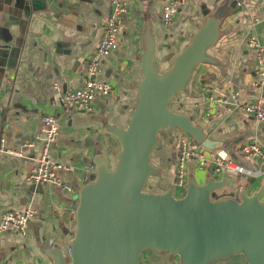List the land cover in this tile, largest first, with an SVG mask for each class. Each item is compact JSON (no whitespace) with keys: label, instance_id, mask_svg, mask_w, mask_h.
<instances>
[{"label":"crops","instance_id":"obj_1","mask_svg":"<svg viewBox=\"0 0 264 264\" xmlns=\"http://www.w3.org/2000/svg\"><path fill=\"white\" fill-rule=\"evenodd\" d=\"M126 1L128 12L119 33L120 47L101 60L98 75L110 82L111 92L97 96L92 110L81 111L64 109L54 84L62 91L81 86L84 60L103 33L101 25L110 11L109 1L0 0V216L27 208L36 211L28 217L24 234L12 228L0 231V264H52L46 254L48 247H68L77 191L92 175V158L102 153L111 163L113 153L119 149L118 140L107 127L126 126L137 98L135 83L142 78L139 56L147 30L155 40L157 68L163 70L169 65L166 58L190 41L203 21V12L220 14L219 38L210 53L221 63L196 65L180 94L179 106L210 139L221 143L219 148L208 151L209 157L225 150L234 163L250 169L258 166L256 160L241 154L240 145L255 141L264 147V120L257 121L238 109L211 104L208 97L233 90L243 102L264 99V87L253 84L257 78L256 51L246 41L253 35L264 58V0H237L241 4L234 6L233 0H186L166 23L161 15L163 0ZM22 19L26 24L21 25L23 40L17 47L13 41ZM45 115L57 119L58 135L50 145L49 157L63 165L58 173L71 185V192L52 183L27 179L42 146L39 140L32 147L27 144L33 141ZM180 133L174 131L178 136ZM159 145L152 163L161 171L153 191L173 186L176 145H168L165 140ZM202 169L197 168L194 159H189L187 182L194 179L197 184H204L208 177L199 180L196 176V171ZM213 178L221 179V173ZM240 183L236 177L233 185L213 194L215 198L237 195ZM263 183L264 177H259L248 184L247 194ZM181 194L174 195L181 197ZM49 239H53V245H49ZM147 252L141 253L142 264H179L177 257L168 253ZM210 264L247 262L242 255H233Z\"/></svg>","mask_w":264,"mask_h":264},{"label":"water","instance_id":"obj_2","mask_svg":"<svg viewBox=\"0 0 264 264\" xmlns=\"http://www.w3.org/2000/svg\"><path fill=\"white\" fill-rule=\"evenodd\" d=\"M203 15L190 41L166 58L169 65L163 70L156 65L155 40L145 32L136 101L124 128L107 127L119 142L115 161L111 165L102 153L92 158V175L77 191L69 253L48 247L52 264H142L144 250L168 253L179 264H210L233 255H242L247 264H264V183L252 194L242 188L237 196L214 198L216 190L236 180L221 171V179L211 177L204 184L190 179L181 197H175L172 186L146 189L149 178L161 171L151 155L163 130L184 132L209 150L221 146L188 114L170 106L198 63H221L210 53L219 38L220 14ZM25 24L19 21L14 46H21Z\"/></svg>","mask_w":264,"mask_h":264},{"label":"built area","instance_id":"obj_3","mask_svg":"<svg viewBox=\"0 0 264 264\" xmlns=\"http://www.w3.org/2000/svg\"><path fill=\"white\" fill-rule=\"evenodd\" d=\"M110 11L102 22V35L98 40L95 49L84 60V69L82 72V84L78 88L61 90L57 83L54 84L58 91V99L64 109H77L81 111L92 110L93 101L97 96H106L111 92L112 86L106 79L100 78V63L104 57L111 55L120 47L119 33L123 23V18L128 12V3L126 0H108ZM186 0H163L161 6V15L163 21L169 22L178 12V8ZM237 4L241 3L237 1ZM254 21L257 17H253ZM249 47L256 51V73L257 78L253 82L255 86L264 87V58L262 48L253 35L246 39ZM7 81L6 86H8ZM209 102L218 104L227 108L238 109L239 111L252 116L257 121L264 120V99L256 98L253 101L243 102L238 97V92L230 91L219 95L210 94ZM209 111V110H208ZM58 135L57 119L54 115H45L42 117L41 125L33 139L27 145L33 146L35 140L41 141V150L35 159V165L29 173L27 179L36 183H52L62 189L71 192L73 188L69 183L59 176L58 170L63 167L60 163H55L49 157L50 145ZM2 141V140H1ZM193 142V143H192ZM176 155L173 159V185L179 188H185L187 185V162L194 159L200 168L213 167V173L225 171L230 175L237 177L262 175L264 174V147L255 141H246L240 145L241 154L250 157L258 162L256 169L244 167L241 164L232 162L227 157L225 150H218L213 157H209L206 148L197 144L192 138L181 132L177 138ZM10 152L18 153L8 149ZM93 170V167L91 168ZM242 184H238L237 189H242ZM237 196V195H236ZM36 211L27 208L18 212H4L0 216V231L2 229L12 228L17 232L24 234L25 226L29 216ZM74 212V211H73ZM49 245H53V239H49ZM66 254L69 248L65 249Z\"/></svg>","mask_w":264,"mask_h":264},{"label":"rangeland","instance_id":"obj_4","mask_svg":"<svg viewBox=\"0 0 264 264\" xmlns=\"http://www.w3.org/2000/svg\"><path fill=\"white\" fill-rule=\"evenodd\" d=\"M163 22H164V21H163ZM157 64H158V63H157ZM180 93H181V92H180ZM180 93L177 94V95L171 100V107H172L173 109H176V110H177V109L179 108V104H181V102L179 101V100H180V97H181ZM166 135H167L168 137H167ZM174 135H175V134H173V135H171V134H167V133L163 130V131L161 132V134H160V137H159V143H161V141L165 140V142L168 143V145H173V146H175L176 143H177L178 135L176 134L177 137H174ZM190 137H191V136H190ZM168 138H170V140H169ZM191 138H192V137H191ZM192 140H193V138H192ZM157 150H158V148H156L154 151H157ZM175 150H176V148H175ZM154 151H153V153H155V154H154V156L151 157V160L153 161V163H154L155 155H156V152H154ZM206 151L208 152V151H213V150L206 149ZM114 161H115V160H112L111 165L114 163ZM197 168H200V167L197 165ZM200 169H201V168H200ZM214 175H218V173H213V167H210V168H203L202 170H197V171H196V176H197V178H198L199 180L203 179L204 176H205V178L207 179V177H208V178H211V177H213ZM191 177H195V175H191ZM259 177H264V174H262V175H258V176H255V175H251V176H242V175H238V176H237V182H238V183H240V182L244 183V186H245V188H246L248 184H250V183H255V180L259 179ZM155 178H156V179H155ZM149 179H150L149 182L146 184V189H148V190L150 189V190H151V189H152V186H153L154 184H157V181L153 183V180H157V177H155V176H151ZM169 187H171V186L169 185ZM172 189H173V192H174L175 195H180V193H182L181 195H183V194L185 193V188H179V187L173 185V186H172ZM261 200L264 202V197H262ZM146 252H147V250H145V253H146ZM147 253H149V252H147Z\"/></svg>","mask_w":264,"mask_h":264},{"label":"trees","instance_id":"obj_5","mask_svg":"<svg viewBox=\"0 0 264 264\" xmlns=\"http://www.w3.org/2000/svg\"><path fill=\"white\" fill-rule=\"evenodd\" d=\"M179 93H180V92H179ZM179 93H178V94H179ZM181 93H182V92H181ZM181 93H180V94H181ZM172 99H173V98H172ZM172 99H171V100H172ZM170 106H171V101H170ZM180 109H181V108H180V106H179V108H178L177 110H176V109H175V110L178 111V112H181ZM175 137H177V136H175ZM151 161H152V160H151ZM157 176H158V175H156L155 177H157ZM149 180H150V179H149ZM154 182H156V180H153V183H154ZM147 183H148V182H147ZM213 197L215 198L214 194H213Z\"/></svg>","mask_w":264,"mask_h":264},{"label":"flooded vegetation","instance_id":"obj_6","mask_svg":"<svg viewBox=\"0 0 264 264\" xmlns=\"http://www.w3.org/2000/svg\"><path fill=\"white\" fill-rule=\"evenodd\" d=\"M174 134V133H173ZM176 135V134H175ZM175 135H174V137H175Z\"/></svg>","mask_w":264,"mask_h":264}]
</instances>
